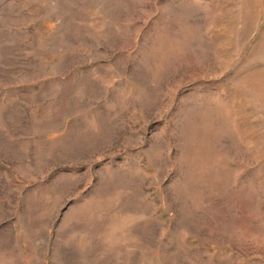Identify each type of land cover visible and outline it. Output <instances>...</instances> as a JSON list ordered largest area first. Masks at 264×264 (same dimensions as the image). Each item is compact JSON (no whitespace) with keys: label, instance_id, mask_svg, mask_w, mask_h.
<instances>
[{"label":"rangeland","instance_id":"obj_1","mask_svg":"<svg viewBox=\"0 0 264 264\" xmlns=\"http://www.w3.org/2000/svg\"><path fill=\"white\" fill-rule=\"evenodd\" d=\"M0 264H264V0H0Z\"/></svg>","mask_w":264,"mask_h":264}]
</instances>
